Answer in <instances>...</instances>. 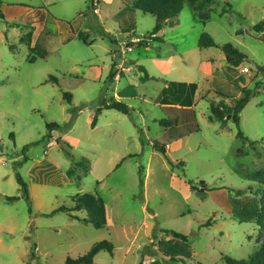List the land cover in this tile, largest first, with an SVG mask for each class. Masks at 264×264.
I'll use <instances>...</instances> for the list:
<instances>
[{"label": "rangeland", "instance_id": "1", "mask_svg": "<svg viewBox=\"0 0 264 264\" xmlns=\"http://www.w3.org/2000/svg\"><path fill=\"white\" fill-rule=\"evenodd\" d=\"M1 1L31 5L42 24L35 29L25 12L14 26L0 16V264H66L102 240L114 253L100 251L97 264H227L226 257L264 251V230L251 215L264 200V32L254 30L264 0H200L212 10L204 24L187 2L158 33L161 41L152 36L156 18L129 0ZM30 31L33 52L21 41ZM205 32L248 59L234 67L219 46L201 47ZM117 70L120 82L110 76ZM172 80L199 87L191 99L200 131L172 142L169 157L183 162L175 166L152 145L164 130L161 90ZM231 81L253 89L240 125L254 143L243 145L232 120H210L214 91L241 95ZM113 100L130 113L103 109L94 129L98 110ZM51 137L57 145H48ZM130 154L137 155L122 161ZM43 159L55 169L45 179L29 171ZM18 175L33 186L31 200ZM96 192L106 206L104 228L72 216L85 211H56L71 207V196Z\"/></svg>", "mask_w": 264, "mask_h": 264}, {"label": "trees", "instance_id": "2", "mask_svg": "<svg viewBox=\"0 0 264 264\" xmlns=\"http://www.w3.org/2000/svg\"><path fill=\"white\" fill-rule=\"evenodd\" d=\"M189 3L194 6L195 15L199 18L200 23H205L207 20L211 18L212 10L205 11V2L200 0H132V6L143 12L144 14H150L156 18V24L152 31V36L154 40L161 41L162 38L158 36V33L163 30V28L173 19L179 17L182 11L185 8V4ZM1 0H0V16L4 18V13L1 9ZM19 27L22 25H18ZM254 30L256 32H264V20L254 25ZM80 37L84 38L83 34ZM21 41L28 44L30 46L32 41V31L28 32L27 35H23L21 37ZM145 46L149 45V41H144ZM12 49L15 48L14 45H10ZM201 47H211V46H219L223 52L232 57V64L236 67L240 66L243 61L248 59V55L246 52L240 50L237 46L226 43L222 45H218L212 35L205 32L200 40ZM32 52L37 50V47H32ZM41 56H45L47 51L40 48V52H38ZM33 60V59H32ZM142 71L145 72L144 78H150L148 71L145 67L141 66ZM112 76V74H111ZM142 78V80L144 79ZM237 85L240 89L241 95L236 97L235 95H231L230 93L222 92V91H214L216 95L215 100L209 101V109L211 111L210 120L212 121H220L224 126L227 125V122L232 120L238 127L237 137L242 141L243 145L246 141H250L254 143L256 141L250 139L248 136L244 134L241 129V118L240 114L247 103L250 101L253 89L251 87L242 86L239 83H233ZM198 88V84L196 82H176L170 81L168 86L163 90V110L166 113V117L160 120V124L164 128V132L152 141L153 148L156 151L164 154L171 165H182L183 162H177L172 160L169 157V149L168 145L172 142L181 139L187 135H190L194 132L200 131V124L198 122L196 109L192 103V97L195 95ZM70 97V94H66L65 97ZM226 99L234 101L233 104H227ZM105 109H115L123 113H130V107L126 105L122 101L113 100L109 104L106 103L104 105ZM97 115L92 121V125L94 126L97 122ZM52 127H57L58 123H52L49 125ZM142 144L144 145L143 138H140ZM244 146H241L238 149V155H244ZM135 156V155H130ZM81 163V162H80ZM142 173V171H141ZM260 173H264L262 170ZM68 174L73 176L75 174V170L69 169ZM18 181L24 190V194L28 200H31L29 195V190L27 183L23 180L21 175H18ZM204 185L200 193L205 194L207 190L206 183L204 181L200 182ZM264 183V180H263ZM193 189L196 190L195 186H192ZM240 192V189L237 190ZM19 197L13 196L8 197L9 200H14ZM72 206L67 207L66 205L61 206L56 211H85L86 216H75L73 217L79 219L80 221L91 223L97 229L104 228L107 224V211L104 199L96 192L92 193H84L77 194L75 196H71ZM253 215L254 221L259 226L260 233L264 230V200L261 201L260 210L258 212H251ZM212 220L206 223V227H210L212 225ZM171 232L175 237L181 238L182 240L187 241L188 236L177 231H167ZM106 250L109 253H114V245L112 242L108 240H102L95 243L90 250L84 254L80 255L76 258H72L70 256L66 259V264H97L95 261L96 255L102 251ZM227 264H264V251L260 253H256L254 256H250L248 259H234V258H224Z\"/></svg>", "mask_w": 264, "mask_h": 264}, {"label": "crops", "instance_id": "3", "mask_svg": "<svg viewBox=\"0 0 264 264\" xmlns=\"http://www.w3.org/2000/svg\"><path fill=\"white\" fill-rule=\"evenodd\" d=\"M130 2H131V4H132V0H129ZM2 2V1H1ZM1 9H2V11H3V13L5 14V18L7 19V21L10 23V22H12V23H10L12 26H14L15 24H14V21L13 20H15L16 18H18V13H20V12H25L26 14H27V16H26V20H31V22H32V25H34V27H35V29H36V27H37V24L39 23V24H42V23H40L41 22V16H40V13H38L36 10H35V8L34 7H32L31 5H28V4H25V3H13L12 5H8V4H5V3H1ZM35 31V30H34ZM34 31H32V41H31V44H30V48H32V47H34L35 45V32ZM80 35V34H79ZM23 36V35H22ZM21 36V37H22ZM159 36V35H158ZM64 45H65V43H64ZM227 58V60L229 61V62H231L232 61V57L231 56H227L226 57ZM232 64V63H231ZM233 65V64H232ZM234 66V65H233ZM234 67H236V66H234ZM216 69H217V71H218V67L216 66ZM229 72V71H228ZM235 72L236 71H234L233 69H230V75L231 76H234V74H235ZM149 73V72H148ZM234 73V74H233ZM111 74H112V78L113 79H115V80H117L118 82H120V77H121V74L119 73V71L117 70L114 74H113V72H110V76H111ZM122 75H123V73H122ZM150 75V74H149ZM238 76V75H237ZM235 79L236 78H238V77H234ZM172 81H175V80H172ZM176 82H188V83H190V82H192V81H176ZM229 82V81H228ZM168 83L169 82H166V84H165V86L162 88V90H161V102H160V105H161V109H162V111L165 113V111L163 110V106L165 105L164 103H163V90H164V88L165 87H167L168 86ZM197 83V82H196ZM230 83H234L233 81H231ZM198 84V83H197ZM199 88V87H198ZM197 88V89H198ZM217 91V90H216ZM219 91V90H218ZM238 93H241L240 91L238 92ZM238 93H237V95H238ZM231 94V93H230ZM116 95V94H115ZM118 96V95H117ZM71 97V96H70ZM119 97V96H118ZM110 102H112V101H110ZM110 102H106V103H110ZM106 103H104V105L106 104ZM104 105L102 106V108L101 109H99L98 110V113L96 114L97 116L102 112V110L103 109H105L104 108ZM193 106H194V104H193ZM195 107V106H194ZM166 114V113H165ZM99 117V116H98ZM97 117V122H96V124L93 126L92 124V127L94 128V129H96L98 126V120H99V118ZM163 132H164V130H163ZM162 132V133H163ZM161 133V134H162ZM160 134V135H161ZM159 135V136H160ZM139 136H140V138H143L144 139V131L143 130H140V133H139ZM158 136V137H159ZM188 136V135H187ZM186 137V136H185ZM52 142H57V141H55V139L54 138H52L51 137V140L49 141V143H48V145L49 144H51ZM52 145V144H51ZM53 145H57V144H53ZM171 147H172V143L171 144H169L168 145V149H169V152L171 151ZM169 152H168V154H169ZM130 155H137V154H130ZM130 155H128V156H125V157H123L122 158V161L124 160V159H126L127 157H130ZM170 156V155H169ZM171 158V157H170ZM172 159V158H171ZM173 160V159H172ZM33 161V164H32V166H31V168L29 169V171L32 173V175H35V176H40V177H43L44 179L45 178H47L48 177V175L50 174V173H54L55 172V169H54V166H53V163L51 162V161H48V160H38V161H34V160H32ZM175 161V160H174ZM119 165H120V163H118V165H117V167H119ZM27 186H28V184H27ZM28 190H29V195H30V193L31 194H33V186H29L28 187ZM1 196H3V195H1ZM5 197V196H4ZM30 198H31V196H30ZM85 216V215H84Z\"/></svg>", "mask_w": 264, "mask_h": 264}, {"label": "built area", "instance_id": "4", "mask_svg": "<svg viewBox=\"0 0 264 264\" xmlns=\"http://www.w3.org/2000/svg\"><path fill=\"white\" fill-rule=\"evenodd\" d=\"M51 144H52V145H53V144H57V142H52ZM51 144H49V145L51 146Z\"/></svg>", "mask_w": 264, "mask_h": 264}]
</instances>
